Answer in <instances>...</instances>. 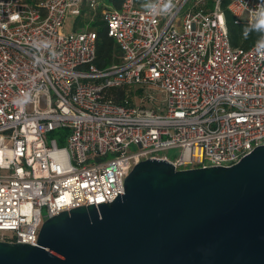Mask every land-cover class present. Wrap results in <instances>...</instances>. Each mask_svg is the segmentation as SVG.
<instances>
[{
	"label": "built area",
	"instance_id": "1",
	"mask_svg": "<svg viewBox=\"0 0 264 264\" xmlns=\"http://www.w3.org/2000/svg\"><path fill=\"white\" fill-rule=\"evenodd\" d=\"M226 1L253 22L260 0H172L167 13L152 0L159 14L125 0L104 11L122 58L101 70L96 31H65L98 0H0V241L36 246L48 219L123 195L139 162L231 167L264 145V54L232 47ZM135 87L165 94L166 110L149 92L140 103L153 106H137ZM63 129L64 145L49 141ZM171 149L174 161L161 155Z\"/></svg>",
	"mask_w": 264,
	"mask_h": 264
},
{
	"label": "water",
	"instance_id": "2",
	"mask_svg": "<svg viewBox=\"0 0 264 264\" xmlns=\"http://www.w3.org/2000/svg\"><path fill=\"white\" fill-rule=\"evenodd\" d=\"M0 264H264V145L231 167L139 162L123 195L48 219L36 246L0 241Z\"/></svg>",
	"mask_w": 264,
	"mask_h": 264
},
{
	"label": "trees",
	"instance_id": "3",
	"mask_svg": "<svg viewBox=\"0 0 264 264\" xmlns=\"http://www.w3.org/2000/svg\"><path fill=\"white\" fill-rule=\"evenodd\" d=\"M30 3H36L39 0H26ZM125 0H98L97 7V18L91 22L94 24L97 33V56L95 60V65L97 68L103 70L114 65H118L121 62L122 53L116 41L108 35L106 28V23L102 20L103 12L118 10L122 7ZM152 0H136V3L139 7L145 8L144 5H150ZM230 1H226L223 4V12L225 13L226 24L230 37V42L234 48L250 49L258 41L259 34L255 32H250L245 36L244 29L251 25L246 22V20H241L236 18L228 10V4ZM85 10V9H84ZM88 10V9H87ZM101 19V20H100ZM90 24V23H89ZM83 26V24H82ZM101 27V28H100ZM93 29V28H92ZM108 95L111 97L114 102H121L125 97V91L122 89L119 90H110Z\"/></svg>",
	"mask_w": 264,
	"mask_h": 264
},
{
	"label": "rangeland",
	"instance_id": "4",
	"mask_svg": "<svg viewBox=\"0 0 264 264\" xmlns=\"http://www.w3.org/2000/svg\"><path fill=\"white\" fill-rule=\"evenodd\" d=\"M97 9L96 10H87L85 9L83 13V16L75 19V18H68L67 20V24H66V27H65V31L66 32H73V31H81L83 30L84 28H88V29H92L96 31V28L98 29L99 27H94V24L91 23L93 21V19L95 20L97 18ZM106 11V10H105ZM101 20V19H100ZM103 20V19H102ZM90 23V24H89ZM83 24V26H82ZM101 28V27H100ZM137 88V90L134 92V89H132V92H130L128 95H130L129 99H131V101H133L137 106H147V107H152L153 105L151 104H148V103H145V104H142L140 103L141 102V99H143L142 96L145 95V93H150L155 99H156V105L158 104H161L162 105V109L163 110H166V95L157 91L156 89H147V90H143V89H138L139 87H135ZM155 107V106H154ZM153 107V108H154ZM68 131L67 130H60V131H57L56 133L50 135L49 137V141H52V139H57L58 140V145L62 146L64 145V138L66 136V133ZM60 135H63L62 138H59ZM180 154H181V151L179 149H171V150H168L166 152H163L161 153V155H165L167 156L170 160H176L180 157Z\"/></svg>",
	"mask_w": 264,
	"mask_h": 264
},
{
	"label": "clouds",
	"instance_id": "5",
	"mask_svg": "<svg viewBox=\"0 0 264 264\" xmlns=\"http://www.w3.org/2000/svg\"><path fill=\"white\" fill-rule=\"evenodd\" d=\"M144 7L151 12L152 14H159L160 11L155 10L152 6L144 5ZM174 7L172 0H165L163 5L159 6V9L162 12L167 13ZM245 36H247L250 32H255L259 34V39L256 43V51L258 53L264 54V0H260L258 4V11L254 14L253 22L251 25L244 29ZM44 46L53 47V43L49 40H45Z\"/></svg>",
	"mask_w": 264,
	"mask_h": 264
}]
</instances>
